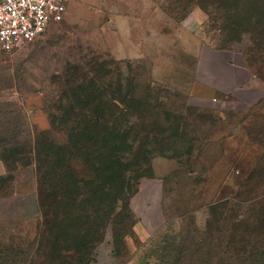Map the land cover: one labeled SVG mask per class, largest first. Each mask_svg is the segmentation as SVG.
I'll use <instances>...</instances> for the list:
<instances>
[{
  "label": "rangeland",
  "instance_id": "374dc122",
  "mask_svg": "<svg viewBox=\"0 0 264 264\" xmlns=\"http://www.w3.org/2000/svg\"><path fill=\"white\" fill-rule=\"evenodd\" d=\"M98 1L50 24L42 38L0 53V264H176L179 255L181 264H222L229 251L234 264L244 248L264 243V117L251 108L254 99H264V58L252 61L249 55L261 70L252 84L260 90L242 85L239 69L235 91L222 85L214 99L196 100L190 97L196 60L185 44L191 43V0ZM123 16L131 22L132 41ZM112 26L119 30L115 35ZM253 33L238 41L235 33L226 38L203 25L194 38L234 53L264 51L261 40H247ZM139 43L142 57L122 68L126 89L134 90L119 116L133 122L127 139L136 141L130 153L123 149L127 168L121 175L100 171V184L90 190L84 169L73 162L85 184L67 193L88 190L97 197L58 204L53 192H43L41 177L62 159L48 161L39 175L28 152L37 148L43 154L44 131L54 143L66 142L47 121V111L63 121L56 109L70 107L66 72L81 59L134 55ZM238 61L244 64L245 56ZM155 95L161 100L154 104ZM14 148L25 157L9 180L2 160ZM10 191L17 198L33 194L37 216L9 220ZM27 202L17 210L28 212Z\"/></svg>",
  "mask_w": 264,
  "mask_h": 264
},
{
  "label": "trees",
  "instance_id": "16d2710c",
  "mask_svg": "<svg viewBox=\"0 0 264 264\" xmlns=\"http://www.w3.org/2000/svg\"><path fill=\"white\" fill-rule=\"evenodd\" d=\"M190 4L192 9H199L204 13L206 17L204 26L210 28L211 31L222 32L226 38L230 35L228 32L235 33L238 41L241 40V34L255 32L247 40L252 41L254 45L259 40L264 43V0H191ZM214 48L219 51L231 50L225 49L222 44ZM236 52L245 56V64L251 67L260 78L261 70L258 69L257 73V69L250 64L249 55L253 56L251 59L254 61L259 56L264 58V51ZM76 63L72 65L71 73L66 72L68 74L66 85L71 90L70 107L69 109H56L63 121H55L47 111L49 129L63 134L65 144H56L49 140L44 131L41 135L43 144H46L43 154L37 148H34L33 152H28L32 163L35 167L37 165L36 172L39 175L43 167L49 164L48 161L56 157L62 159L59 161L56 158L54 169L45 172L41 177L42 186L46 189L43 192H53L54 199L61 200L58 204L63 201L75 203L74 199L78 197L89 202L97 197L96 193L92 191L90 193L88 190L77 193L73 197L67 193L69 187L77 190L80 184H85V179H79L76 175L73 162H78L84 169L87 175L86 182L91 190L93 186L100 184V176H98L100 171L108 168L111 172L122 174L123 168L124 170L127 168L125 166L127 156L123 149L127 148L130 153L136 143L134 139H127L133 122L131 120L121 122L122 119L119 118L126 111V107L128 108L129 101L134 98L132 96L134 90L130 85L126 89L125 72L122 69L130 66L131 61H117L107 54L105 57H97L88 61L81 59ZM151 99L154 104L161 100L158 95ZM23 157L25 156L19 154V151L14 148L9 149L8 155L2 160L9 172V180L12 179L10 173L15 168L23 166ZM38 161L43 162L41 169L38 168L40 164ZM67 180L70 184L66 183ZM42 197L45 198V195L42 194ZM240 252L242 255L234 261V264H264V243L253 250L244 248ZM230 255H232L230 251L223 255L222 264H232ZM183 257L179 255L176 264H181L180 260Z\"/></svg>",
  "mask_w": 264,
  "mask_h": 264
},
{
  "label": "crops",
  "instance_id": "0c3cea01",
  "mask_svg": "<svg viewBox=\"0 0 264 264\" xmlns=\"http://www.w3.org/2000/svg\"><path fill=\"white\" fill-rule=\"evenodd\" d=\"M96 4L101 5L100 1L97 0H65L64 6H65V12L63 14V20L65 17L69 18L71 15H73L77 9H85L86 7L94 6ZM123 18L126 20L128 19L127 24V35H130L129 38L131 39V22L127 16H123ZM62 20V21H63ZM206 17L202 11L199 9H194L191 12V18H189L186 22L187 24V31L189 32L187 37H189L191 40V43H185L187 52L190 55H193V57L196 60V66H195V74L194 79L190 86V97L194 98L196 100H211L217 97L221 92L219 91L218 86H229V88H234V91L239 86L237 82L236 73L239 69L241 71H244L242 73V85H250L251 90H260V88L255 85L252 86L253 81L256 80L258 77L255 72H253V69L247 64L239 63L238 59L241 54L234 53L231 51H219L216 50L212 46H207L206 44L197 43V40L194 38V34L196 31L199 33L201 29H203V25L205 24ZM110 32L112 34L118 33V29L115 26H112L109 28ZM137 35V34H136ZM149 37V34H147ZM132 41V39H131ZM134 41V40H133ZM141 41V40H140ZM137 43V42H136ZM138 48L137 53H133L134 55H115L111 52L112 58L117 61H131V60H137L142 57V50H144V45L142 43L135 44ZM127 56V57H125ZM232 74L234 76H232ZM230 75V78H229ZM233 78V80L231 79ZM225 79L224 82L215 83L214 80H221ZM230 79V83H228ZM227 81V83H226ZM229 93V92H228ZM251 97H255V93H250ZM257 97V95H256ZM255 101L252 102V107L255 106L258 107V111L262 114L264 117V99L257 98L254 99ZM45 121V120H44ZM4 169V167H3ZM5 173V169L3 171ZM2 173V174H3ZM15 193V192H14ZM14 193L9 194V220H16L18 217H27V218H35L38 213L35 197L33 194H27L24 198H26L29 202V210L28 212H19L17 210V207L21 209V205L23 204V196H20V198H17ZM21 194V193H20ZM18 200V205H13L14 201ZM27 202V203H28Z\"/></svg>",
  "mask_w": 264,
  "mask_h": 264
},
{
  "label": "built area",
  "instance_id": "2783aa9c",
  "mask_svg": "<svg viewBox=\"0 0 264 264\" xmlns=\"http://www.w3.org/2000/svg\"><path fill=\"white\" fill-rule=\"evenodd\" d=\"M65 0H0V53L30 44L59 24Z\"/></svg>",
  "mask_w": 264,
  "mask_h": 264
},
{
  "label": "water",
  "instance_id": "95a60500",
  "mask_svg": "<svg viewBox=\"0 0 264 264\" xmlns=\"http://www.w3.org/2000/svg\"><path fill=\"white\" fill-rule=\"evenodd\" d=\"M126 192L127 194L131 193V179L130 178H128L126 182Z\"/></svg>",
  "mask_w": 264,
  "mask_h": 264
}]
</instances>
